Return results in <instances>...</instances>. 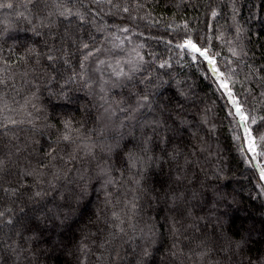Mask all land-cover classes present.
<instances>
[{"label": "trees", "instance_id": "1", "mask_svg": "<svg viewBox=\"0 0 264 264\" xmlns=\"http://www.w3.org/2000/svg\"><path fill=\"white\" fill-rule=\"evenodd\" d=\"M5 2L14 7L0 9V78L6 85H0V125H7L0 128V211H11L0 218V264H168L174 241L184 255L171 264H264V156L253 161L246 148L241 154L243 132L228 115L231 106L210 66L175 47L188 36L202 38L205 47L219 53L214 57L218 72L239 81L230 87L245 108L264 115V81L259 79L264 76V0H112L100 5L99 14L91 0H75L69 6L87 14L83 23L75 16L48 17L49 11L55 13L51 0ZM41 21L48 26L38 27V36L32 27ZM123 27L129 31H119ZM81 41L101 49L85 69L80 68ZM139 44L145 45L138 49L145 60L141 71L117 81L113 69L128 71L131 65L124 62L135 57L132 49ZM29 48L36 51L27 55ZM50 54L58 59L49 61ZM100 60L105 64L97 70ZM164 60L170 67L161 69ZM74 72H86L91 88L79 78L69 81ZM148 74L151 84L141 83ZM145 94L150 103L140 107L137 101ZM70 117L77 127L83 124L85 136L91 132V140L110 145L112 152L97 147L93 160L81 149L77 156L82 158L66 165L75 145L54 141ZM259 133L264 134V126ZM53 149L57 160L43 168L49 164L45 153ZM129 152L140 157L139 167H129ZM99 166L112 168L115 185L103 186ZM68 168L73 169L68 180L51 188L52 174ZM32 169L45 172L42 182L23 175ZM140 174L144 180L137 186ZM13 188L19 189L15 196L4 191ZM36 191L45 194L36 197ZM173 195L182 197L175 205ZM113 211L125 220L127 233H117L115 240L109 236L118 223ZM174 222L178 237L171 232ZM105 241L110 242L102 248ZM82 245L87 246L83 251ZM145 247L151 256H143ZM201 253L206 255L200 258Z\"/></svg>", "mask_w": 264, "mask_h": 264}, {"label": "snow or ice", "instance_id": "2", "mask_svg": "<svg viewBox=\"0 0 264 264\" xmlns=\"http://www.w3.org/2000/svg\"><path fill=\"white\" fill-rule=\"evenodd\" d=\"M41 2V0H27L28 4H39ZM52 4L55 7V13L52 11L48 12V17L55 15H58L60 17H63L65 20H68L70 17L75 16L79 21L86 22V17L87 14L84 12H81L79 9H76L75 11L73 10V7H70L69 5H73L75 3V0H51ZM44 3L47 4V0H44ZM81 3H83V0H81ZM91 3H94L95 5H97V14H99V12H102L103 9L100 7V5L102 4H112V0H91ZM114 7H118V5H113ZM14 7V5L11 2H5V0H0V9L3 8H8V9H12ZM128 8L125 7L124 11L128 12ZM20 17H23L26 21H28V23H32V20L30 19L29 16H25L23 12H20L18 14ZM218 15V13L213 10L211 13V16L213 19H215V17ZM0 23H2V21H0ZM40 26H48V25H44L43 21H41V25H33L32 27V31L36 34V35H41V33L39 31H37V28ZM185 29H188V26L185 24L184 25ZM209 27H211V25H209ZM98 31H101L103 29L98 28ZM119 31L122 32H128L129 29L127 27H123L120 28ZM240 30H238L239 32ZM3 33L0 32V36H2ZM67 35V34H66ZM127 39V37L125 38ZM211 39V38H209ZM130 42V41H129ZM170 43V42H169ZM123 41H121V43L119 45H114V47H120L122 46ZM145 45L144 44H139L136 46V48H133L132 51L135 52V57L133 59L127 60L124 63L131 65V67L128 69V71H125L123 67L119 68V71H116V69L114 68L113 71L115 73L116 79L117 81L121 80V79H128L131 80L133 79V76L135 75V73L141 71L142 66L145 64V60L144 57L140 54V52L138 51L139 48H144ZM176 48H180L183 50H186L188 53H190L192 55V59L193 61L197 60V58H202L204 61H206L208 63V65L210 66V70L211 72L216 76V81L219 84V87L221 89L224 90L225 95L227 96L228 102L231 106L228 115L230 117L233 118V123L235 124V126L239 129L242 130L243 132V140L245 142L244 147H242L240 149L241 154L243 155L245 153V148L247 150L248 153H251V159L254 161L256 159L257 155H261L264 156V150L261 151H257V147L258 145L264 146V134H260L259 133V128L261 126H264V115H256L254 114L255 110H248L245 108V103L242 102L239 98L237 94H234L232 87H230V83L231 84H236L239 83V81L236 80H232L231 79V75L225 77L224 73H220L218 72V69L216 67V63L217 61L215 60V56H218L219 53H213L210 47H205L203 40L201 38L200 41H194L192 36H188L187 38L183 39V41L181 43H178L175 45ZM79 50H80V54H81V60H80V68L81 69H85L86 68V62H88L91 58L95 57L97 55V53L100 52L101 49L99 48H94L90 45L89 42H80V46H79ZM36 50L34 48H29L27 50V55H31L32 53H34ZM230 51L232 52L233 56H239L240 54L236 51L235 48L230 49ZM246 55V53H244ZM26 56H20V60H25ZM49 61H56L58 59V57H56L55 55H49L48 56ZM66 64L68 63L67 59H65L64 61ZM105 61L104 60H100L97 70H99V66L100 65H104ZM120 62L117 61V65L119 66ZM111 66V65H110ZM159 68L164 69L166 67H170L169 61L168 60H164L162 61L159 65ZM232 73H235V70H231ZM253 72L256 71V69H252ZM222 77H224L222 79ZM77 78H79V80L83 81L85 86L91 88V83L89 82V78L87 76L86 72H74L72 74V76L69 77V81L72 80H76ZM251 77H247L246 79H250ZM259 79H261V81H264V76L259 77ZM145 81L148 82V84H151V74L145 75L144 78L140 81L141 83H145ZM108 81H104V84H107ZM0 85H5V79L4 78H0ZM6 86V85H5ZM113 87H119L120 85L117 83H113L112 85ZM101 92H105V88L102 86L100 89ZM183 95V93H182ZM262 96H264V92L261 93ZM33 97L36 96V93L32 94ZM100 99L102 101H104L105 103L108 102L107 100V96H101ZM31 102V98L26 99L25 100V106L27 104H29ZM122 103V102H121ZM138 105L140 107H143L147 104L150 103L149 101V96L147 94L141 96L139 98V100L137 101ZM7 105H5L6 107ZM120 111H127V109L124 108H120ZM105 113L109 112V108H105L104 109ZM113 115L115 114L114 112L112 113ZM28 115H31V113H29ZM9 123L15 125L17 123V121L15 120H11L9 118ZM20 123H23V121H20ZM253 126H256V128L254 129ZM7 125H0V128H6ZM47 127H55V125H47ZM214 130V129H213ZM60 131V135L58 136V138L54 141V143H56L57 145L63 143L66 146H71V145H75V147L73 148V150L71 152H67V160H65V164H71L74 161H77L78 159H81L82 157H78L77 156V152L80 151L81 149H83L84 152V156L87 157H91V159L96 160V154H95V149H97V147L100 148L101 152L107 151L108 153L112 152V147L110 145H105V144H98L96 141L91 140V132L88 133L87 136H85V129L83 124H81L79 127L76 126V122L74 121V118H67L63 120V124H62V130ZM92 132L95 131V129L91 130ZM254 132L256 133L254 135ZM102 134V133H101ZM235 140H240L241 137L239 135H235L234 136ZM60 151H65V149H61ZM144 151H148L147 148L144 149ZM45 155L47 157H49V164H44L42 165L43 168H48L52 166V162L56 161L58 158V154L56 152V149H53L52 151H49L47 153H45ZM60 159H64L63 156L59 157ZM173 158H175L173 156ZM127 159L129 161V167L130 168H136L139 167L140 165V157L136 156L134 153L129 152L127 154ZM151 159V158H149ZM245 160H248L247 155H245ZM3 165H4V160L0 159V171H3ZM253 167H255V165H251ZM73 169L72 168H68L66 171H64L63 173H61L60 169H57L56 172H54L53 175V179L48 181V184L51 188L55 189L57 187V184L55 183V181H59L61 179H65L68 180V176L69 173L72 172ZM79 171V170H77ZM24 176H33L34 178H36L37 183L42 182L40 178H42L45 175V172L43 171H39L37 169H32V171H25L23 173ZM98 178H103L104 180V184L103 186L105 188H107V186L109 185H115L117 183V180L113 177L112 175V168L110 166H99V171L97 173ZM260 176L261 179L264 180V167H262L260 169ZM177 180H180L181 177L178 175L176 177ZM79 180L81 182H84L85 177L84 175H79ZM144 180V176L143 174H140L139 179L135 180V183L137 186H139L141 184V181ZM71 182V181H69ZM87 185L85 184V190H86ZM5 192H11V194L13 196H15L17 194V192L19 191V189L13 188V189H4ZM45 193L41 192V191H36L35 192V196L36 197H41L43 196ZM111 195V194H109ZM173 204L175 205L176 201L178 199H182V197H177L176 195H173L171 197ZM109 202L110 199H109ZM131 208L133 210V212H135L137 205L134 202H131ZM7 211H11V209H5L4 211H0V218H3L5 216V212ZM178 214H182L180 209H176ZM112 219L114 221H118V223H115L112 225V227H114L116 229V233H110L109 236L111 238V240H115L117 238V233L120 234H127L124 224H125V220L121 219V216L118 212L113 211L112 212ZM7 224H12L13 220L11 218H8L6 220ZM130 227H132L133 229L135 228L134 225H129ZM150 234L151 236H155L156 232H155V227L153 226V228H151L150 230ZM171 232L172 235L174 237H178L180 234V229L176 227V222H174L172 224L171 227ZM129 239H132L131 237ZM110 241H105L104 244H101V247H105V245L107 243H109ZM156 241L153 239L152 240V244L155 245ZM242 245V241H237L236 242V246L240 247ZM86 245H82V251L86 248ZM157 251H159V249H157ZM152 255V252L150 251V249L148 247H145L144 249V253L143 256L144 257H149ZM184 255L182 249H180L179 245L177 242H173L171 247L169 248L167 254H166V259L168 260V264H171L172 260L175 259H179L180 257H182ZM206 255V253H201L200 254V258H203V256Z\"/></svg>", "mask_w": 264, "mask_h": 264}, {"label": "rangeland", "instance_id": "3", "mask_svg": "<svg viewBox=\"0 0 264 264\" xmlns=\"http://www.w3.org/2000/svg\"><path fill=\"white\" fill-rule=\"evenodd\" d=\"M264 181V180H263Z\"/></svg>", "mask_w": 264, "mask_h": 264}]
</instances>
